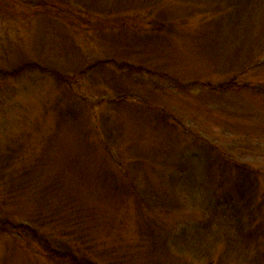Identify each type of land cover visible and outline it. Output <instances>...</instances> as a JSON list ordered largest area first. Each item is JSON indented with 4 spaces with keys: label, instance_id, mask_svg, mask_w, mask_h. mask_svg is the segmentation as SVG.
<instances>
[{
    "label": "rangeland",
    "instance_id": "obj_1",
    "mask_svg": "<svg viewBox=\"0 0 264 264\" xmlns=\"http://www.w3.org/2000/svg\"><path fill=\"white\" fill-rule=\"evenodd\" d=\"M229 1L0 0V264H67L21 225L78 264H195L173 242L203 215L179 192L253 179L264 253V0L236 38Z\"/></svg>",
    "mask_w": 264,
    "mask_h": 264
},
{
    "label": "trees",
    "instance_id": "obj_2",
    "mask_svg": "<svg viewBox=\"0 0 264 264\" xmlns=\"http://www.w3.org/2000/svg\"><path fill=\"white\" fill-rule=\"evenodd\" d=\"M124 3V2H119ZM229 3V4H228ZM230 9L236 11V15H232L231 18L235 25L231 36H241L248 27H251L249 16L254 10L256 5L255 0H233L228 2ZM120 7L123 4H116ZM115 6V5H114ZM150 7V6H149ZM89 10V9H88ZM93 13H100L104 16H112L114 13H128L136 12L138 10H153L148 8L147 5L136 4L133 9L116 8L113 10L106 9L100 10L98 7H93ZM92 12V10H89ZM240 14V15H239ZM250 29V28H249ZM246 32V34H247ZM252 34L249 33L248 39ZM247 37V36H246ZM250 63V62H249ZM122 69V68H121ZM132 75L137 74L135 68H130ZM80 76H85V72L80 73ZM255 87V86H254ZM258 88L255 89L258 94L264 96V88L258 84ZM248 90L247 86H240L237 83V79L226 83L222 86V91L228 92L230 90ZM246 170V169H245ZM182 180V179H181ZM180 183V182H179ZM257 182L253 179V182L237 184V191L227 193V195H221L216 197L213 203L199 202L197 192H179L187 195L185 201L181 203L189 202V204H196L199 206V210L202 213V219L193 226H185L179 229V235L173 242V247L179 253V255L189 257L195 264H264V253L258 250H253L251 244H254V240L258 239V234L261 233L262 227L256 225V222L261 216V210L263 204L259 200V192H256ZM199 193V192H198ZM181 194V196H182ZM183 198V197H182ZM139 201L147 205V200L139 198ZM152 208L151 206H148ZM42 212V210H40ZM59 209L55 210V214H59ZM38 222L45 221L44 217H38ZM80 224H75L79 226ZM7 225L0 227L3 231L8 232ZM188 227V228H186ZM24 231V232H22ZM33 230L28 225H21L13 228V232H17V235L26 238L31 234L32 239L38 246L43 248V252L56 263L78 264V255L74 253V250L67 246L54 248L51 245L47 246L46 241L42 240L41 232ZM13 235H15L13 233ZM256 239H255V238ZM150 243H156L151 235V232L145 237ZM153 247V246H152ZM82 264H95L90 259H82Z\"/></svg>",
    "mask_w": 264,
    "mask_h": 264
}]
</instances>
